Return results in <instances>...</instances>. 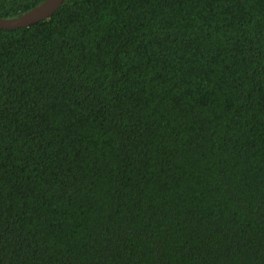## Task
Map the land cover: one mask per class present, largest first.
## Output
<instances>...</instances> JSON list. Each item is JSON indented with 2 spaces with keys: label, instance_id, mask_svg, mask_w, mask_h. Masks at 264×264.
<instances>
[{
  "label": "trees",
  "instance_id": "obj_1",
  "mask_svg": "<svg viewBox=\"0 0 264 264\" xmlns=\"http://www.w3.org/2000/svg\"><path fill=\"white\" fill-rule=\"evenodd\" d=\"M0 264H264V0L0 29Z\"/></svg>",
  "mask_w": 264,
  "mask_h": 264
},
{
  "label": "water",
  "instance_id": "obj_2",
  "mask_svg": "<svg viewBox=\"0 0 264 264\" xmlns=\"http://www.w3.org/2000/svg\"><path fill=\"white\" fill-rule=\"evenodd\" d=\"M64 1L65 0H44L39 5L19 16L9 18L0 17V29L27 27L47 19L58 10Z\"/></svg>",
  "mask_w": 264,
  "mask_h": 264
}]
</instances>
